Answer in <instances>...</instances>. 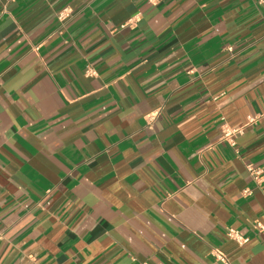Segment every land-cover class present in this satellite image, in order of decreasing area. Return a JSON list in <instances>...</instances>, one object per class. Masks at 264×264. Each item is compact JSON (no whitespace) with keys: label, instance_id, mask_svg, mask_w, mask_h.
Returning <instances> with one entry per match:
<instances>
[{"label":"crops","instance_id":"1","mask_svg":"<svg viewBox=\"0 0 264 264\" xmlns=\"http://www.w3.org/2000/svg\"><path fill=\"white\" fill-rule=\"evenodd\" d=\"M255 221L264 1L0 0V264H264Z\"/></svg>","mask_w":264,"mask_h":264},{"label":"built area","instance_id":"2","mask_svg":"<svg viewBox=\"0 0 264 264\" xmlns=\"http://www.w3.org/2000/svg\"><path fill=\"white\" fill-rule=\"evenodd\" d=\"M258 3H262L264 0H256ZM60 18H62V14L59 15ZM227 49L229 51H231V47H227ZM254 121V118H251L250 119V122H253ZM224 126V129L222 131V134H223V137L227 140V142L234 146V141H233V138H232V133H233V130H229L227 129V127L225 125ZM247 170L248 172L253 175L255 178L256 176L258 175L259 171L258 169H256L255 167H253L252 165L248 164L247 165ZM245 193H247L248 191H244ZM253 227L255 230L261 232V233H264V221H255L253 223ZM227 235L229 238H232L234 239L235 241H237L239 244H242V243H245L248 241V238L247 237H243L238 231L234 230V229H228L227 231ZM216 257L217 259L225 262L226 261V258L220 254V253H217L216 254Z\"/></svg>","mask_w":264,"mask_h":264},{"label":"clouds","instance_id":"3","mask_svg":"<svg viewBox=\"0 0 264 264\" xmlns=\"http://www.w3.org/2000/svg\"><path fill=\"white\" fill-rule=\"evenodd\" d=\"M70 11V10H69ZM94 74V73H93ZM156 115V113H153V116H155Z\"/></svg>","mask_w":264,"mask_h":264}]
</instances>
